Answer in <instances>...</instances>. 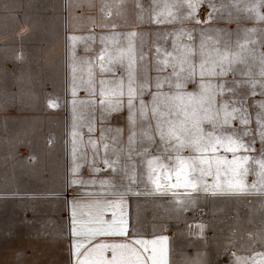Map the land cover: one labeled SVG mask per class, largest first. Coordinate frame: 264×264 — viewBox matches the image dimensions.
Segmentation results:
<instances>
[{
  "label": "rangeland",
  "instance_id": "1",
  "mask_svg": "<svg viewBox=\"0 0 264 264\" xmlns=\"http://www.w3.org/2000/svg\"><path fill=\"white\" fill-rule=\"evenodd\" d=\"M21 1L8 0L9 7H19ZM23 1L32 10L45 8L48 2ZM109 8L114 17L139 20L141 26L108 31L100 45L93 39L101 54L98 68L106 72L101 78V95L112 102L101 110L102 115L129 120L132 134L126 139L125 151L131 184H149L152 177L156 184H162L172 152H181L198 136L204 140L214 127L227 125L223 120L215 122V117H228L233 112L244 116L254 111L264 118V106L256 105L252 110L243 107L249 100L264 101V0H109ZM29 21L37 23L35 17ZM7 31L0 26V35ZM56 35L52 26L35 27L28 41ZM28 51L24 76L15 80L19 84L23 81L24 91L12 93L7 88L1 95L0 264H70L68 242L59 238L67 231L66 220L60 217L66 209L60 194L68 184H39L42 170L48 169L55 180L66 168L65 126L44 118H92L96 110L86 106L93 97L86 98L78 91L82 79H77L79 85L71 93L72 108H56L66 102L67 95L62 91V78L55 75L61 69L62 57L50 62L51 67L39 69L33 61L37 50L30 46ZM2 74L6 77L9 72L3 69ZM50 83L55 86L45 90ZM216 102L225 105L219 108ZM14 105L19 107L10 110ZM77 127L82 134L76 139L82 144L85 125ZM43 129L51 130L55 139L46 147L48 156L33 161L21 158L18 147L22 143L42 152ZM113 133L120 137L122 131L118 128ZM121 143L109 141L114 146ZM149 148L156 154L155 174L152 167L149 174L140 163H148ZM77 159L83 161L80 152ZM22 181L27 184H20ZM116 182L115 178H102L100 184L77 185L81 191H112ZM256 209L261 211L259 202ZM259 225L264 230V220Z\"/></svg>",
  "mask_w": 264,
  "mask_h": 264
},
{
  "label": "crops",
  "instance_id": "2",
  "mask_svg": "<svg viewBox=\"0 0 264 264\" xmlns=\"http://www.w3.org/2000/svg\"><path fill=\"white\" fill-rule=\"evenodd\" d=\"M26 5L22 0L19 7H9L8 0H0V26L8 30L0 35V113L3 91H24L23 81L15 80L23 78L28 67L30 46L38 52L33 61L39 69L51 67L50 62L62 57L55 75L62 78L67 95L66 102L56 108H72L71 93L79 85L77 79H82L78 91L93 97L86 106L96 110L92 118H44L65 126L66 168L55 180L48 169L42 170L39 184H68L60 194L66 204L60 217L66 220L67 231L59 238L68 242L70 264H264V230L259 225L264 220V118L254 111L215 117V122L223 120L227 125H218L209 131L210 137L198 136L181 152H172L162 184L153 177L149 184H131L125 151L132 134L129 120L102 115L101 110L112 102L101 95L106 72L98 68L101 54L93 39L100 45L103 34L140 28L139 20L114 17L109 0H48L47 7L37 10ZM30 17L37 19L35 25ZM49 26L57 29L56 36L28 41L35 27ZM3 69L9 72L6 77ZM54 86L50 83L45 90ZM243 105L252 110L264 106V101L249 100ZM78 124L85 125L82 144L76 139L82 134ZM118 128L120 137L112 136ZM52 136L51 130L43 129L42 152L22 143L18 155L32 161L48 156L46 147L55 141ZM110 140L122 143L114 146ZM78 152L83 161H78ZM147 157V164L140 163L149 174L152 167L155 174V151L149 148ZM102 178L117 179L118 183H112L115 189L78 188L77 184H100Z\"/></svg>",
  "mask_w": 264,
  "mask_h": 264
},
{
  "label": "built area",
  "instance_id": "3",
  "mask_svg": "<svg viewBox=\"0 0 264 264\" xmlns=\"http://www.w3.org/2000/svg\"><path fill=\"white\" fill-rule=\"evenodd\" d=\"M199 218H202V215H198Z\"/></svg>",
  "mask_w": 264,
  "mask_h": 264
}]
</instances>
